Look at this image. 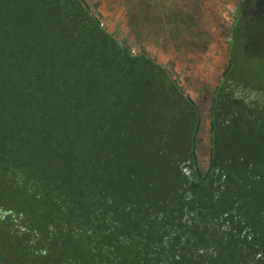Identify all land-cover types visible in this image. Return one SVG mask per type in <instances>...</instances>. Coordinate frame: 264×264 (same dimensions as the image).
<instances>
[{
  "label": "trees",
  "instance_id": "16d2710c",
  "mask_svg": "<svg viewBox=\"0 0 264 264\" xmlns=\"http://www.w3.org/2000/svg\"><path fill=\"white\" fill-rule=\"evenodd\" d=\"M230 27L202 171L204 110L96 5L0 0V207L42 231L50 259L56 250L58 264H91L103 244L118 257L140 253L118 239L162 241L190 204L239 231H218L216 264H241L244 220L254 264H264V85L242 70L264 62V0H238ZM17 237L0 233V264H41Z\"/></svg>",
  "mask_w": 264,
  "mask_h": 264
},
{
  "label": "rangeland",
  "instance_id": "374dc122",
  "mask_svg": "<svg viewBox=\"0 0 264 264\" xmlns=\"http://www.w3.org/2000/svg\"><path fill=\"white\" fill-rule=\"evenodd\" d=\"M96 5L106 27L132 50L173 71L204 110L199 133L198 166L210 161V113L216 86L228 66L229 30L238 0H88ZM244 1V0H242ZM186 7L188 12H184ZM170 16V17H169ZM190 26H184L187 22ZM257 33V32H254ZM258 45L263 48L264 34ZM245 72L257 74L264 85V62L251 60Z\"/></svg>",
  "mask_w": 264,
  "mask_h": 264
},
{
  "label": "flooded vegetation",
  "instance_id": "af4514ba",
  "mask_svg": "<svg viewBox=\"0 0 264 264\" xmlns=\"http://www.w3.org/2000/svg\"><path fill=\"white\" fill-rule=\"evenodd\" d=\"M232 214L236 215L237 211H232ZM22 218V215L17 214L15 211L0 207V233L8 238L12 235H18V241L21 242L22 246L37 251L39 254L38 260L41 264L47 262L58 264L59 260L58 254L55 252L56 250L52 251L51 259L48 256V239H46L42 231L38 232L33 229ZM236 219L237 221L241 220L239 216ZM180 221H176L173 224H166L165 230L170 234L160 237L162 241L157 239L150 244L140 243L137 245L136 243L128 242L129 238L127 236L123 235L120 237L118 240L127 242V244L125 243L126 247H130L131 249L138 247V251L140 252L129 254L127 258H123L122 256L118 257L119 254L110 251L111 247L103 244L100 249L101 255L98 254L99 256H95L91 264H216L217 242L220 239V236H216L218 231L221 233V236H224L221 231L226 229L239 233L238 229H234L235 226H233L232 220H226L223 226L218 219L210 217L207 220H203L199 216V212L192 208L190 204L185 206V213ZM246 222L245 220L243 221L245 226L243 232H249L250 235L242 236L241 238L237 237L241 239L240 242L244 248L238 257V261L241 264H254L257 259L261 258V255L257 254V259L253 260L252 253L250 254L252 252L250 249L251 245L245 238L252 240L254 239V235L250 231L251 228L246 225ZM219 226L222 227L219 229ZM205 227H207L208 233L202 234L201 232L205 231ZM34 231L36 233L35 236L33 235ZM137 239L141 240L143 237H137ZM225 240L230 242V237H226ZM118 245L115 244V247ZM228 245L226 244L224 247ZM91 247L95 248L96 246L93 243ZM111 249L114 250V248ZM40 254L45 255V257H42ZM70 264H79V262L70 258Z\"/></svg>",
  "mask_w": 264,
  "mask_h": 264
},
{
  "label": "crops",
  "instance_id": "0c3cea01",
  "mask_svg": "<svg viewBox=\"0 0 264 264\" xmlns=\"http://www.w3.org/2000/svg\"><path fill=\"white\" fill-rule=\"evenodd\" d=\"M183 1H185L184 4H186L187 2L197 1V0H183ZM184 12H188L186 7L184 8ZM184 26H187L186 22H184Z\"/></svg>",
  "mask_w": 264,
  "mask_h": 264
}]
</instances>
